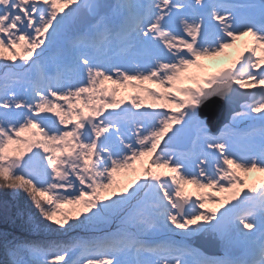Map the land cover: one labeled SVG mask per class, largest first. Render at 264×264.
I'll return each mask as SVG.
<instances>
[{
  "label": "snow or ice",
  "instance_id": "obj_1",
  "mask_svg": "<svg viewBox=\"0 0 264 264\" xmlns=\"http://www.w3.org/2000/svg\"><path fill=\"white\" fill-rule=\"evenodd\" d=\"M0 214V264H264V0H0Z\"/></svg>",
  "mask_w": 264,
  "mask_h": 264
},
{
  "label": "rangeland",
  "instance_id": "obj_2",
  "mask_svg": "<svg viewBox=\"0 0 264 264\" xmlns=\"http://www.w3.org/2000/svg\"><path fill=\"white\" fill-rule=\"evenodd\" d=\"M243 47H244V41H243V39L242 40H240V41H237V43H236V45L234 46V47H232V48H229L228 49V53L225 55V56H227V57H229V62L228 63H226L225 65H222L220 68H218V69H215V70H212L211 71V75L212 74H214V73H216V72H218L219 70H221V69H224V68H226V67H228L229 65H230V63L233 61V60H235L236 59V57H237V55H238V53L243 49ZM230 50H231V53H230ZM193 72H194V70L195 71H198V70H201V68H196V67H193ZM193 76H195V77H198L200 80H201V82H203V78L201 77V75H199V76H196V75H193ZM188 81V83H189V85H190V87H195L196 85H195V83L192 81V80H187ZM149 86H151V87H155V85H149ZM134 90L133 89H131V88H128V89H121V96H123L124 98H127V96H128V94L129 93H132ZM239 97H241V99H244V100H246V102H250L249 101V99H248V97L246 96V95H244V94H241V96H239ZM238 99V98H237ZM240 99V100H241ZM225 105H231L232 106V108L234 107V108H236V104H235V102L233 103V105H232V102L230 101V99L229 100H226L225 102ZM205 102H204V106H205ZM235 104V105H234ZM244 104V103H243ZM224 105V106H225ZM204 106L200 109V111H199V113H200V115L201 114H203L204 113ZM232 108H227L228 110H232ZM199 117H201V116H199ZM205 119H207V118H205ZM217 126V125H216ZM184 140H181V141H178L175 145H182V142H183ZM149 158H147V157H145L142 161H138L137 163H136V169L138 170L137 172H127V173H120V174H118L117 175V179L118 180H120V181H124V182H127V181H130V180H133V179H135V177H136V175H138V174H140V171L142 170V168L144 167V166H147L148 164H149ZM156 171H164V172H166L167 170H156ZM240 175L241 176H246V178L248 179V181H249V183H252V182H254V180H253V178H252V176L251 175H249V174H245V173H240ZM192 186V185H191ZM193 188H194V186H192ZM193 190V189H192ZM199 191H204V192H210V193H212L214 196H221V195H227L226 193L225 194H221V193H218V192H215L214 190H212V189H205V190H198L197 191V189H195L194 188V190H193V194H197ZM186 192L187 193H189V194H191L190 193V190H186ZM207 207H211V208H216V207H219V205H217V204H214V203H211V202H209L208 203V205H207ZM4 219H8V218H5L2 214H0V220H4ZM13 219H15V218H13ZM13 219H8V220H13ZM0 225H3L2 223H0ZM0 233H4L1 229H0Z\"/></svg>",
  "mask_w": 264,
  "mask_h": 264
},
{
  "label": "bare ground",
  "instance_id": "obj_3",
  "mask_svg": "<svg viewBox=\"0 0 264 264\" xmlns=\"http://www.w3.org/2000/svg\"><path fill=\"white\" fill-rule=\"evenodd\" d=\"M227 53H228V49H226L224 51V53H222L218 57L209 58V59L203 60L202 64L204 65V67L201 68V70H198V71L194 70V72H193V70H192L193 68H190L187 75H189V76H193V75L199 76V75H201L202 78H204L206 76H211V71L212 70L218 69L222 65H225L226 63L229 62V57L225 56ZM230 53H231V50H230ZM182 86L183 87H190V85H189L187 80L184 81ZM149 87H151V86H149ZM225 101H226L225 99H221L219 97L209 98L207 100L208 106L206 107L205 113H204L205 114V118H207V117H209V118L211 117L212 118V116L215 115L216 112H218V111H220L222 109V105H223V103ZM249 175L252 176L254 181H257V180H259L261 178L262 174L253 172V173H249ZM192 189L194 190V188L191 185H187L186 186V190H190L191 194L194 193Z\"/></svg>",
  "mask_w": 264,
  "mask_h": 264
},
{
  "label": "trees",
  "instance_id": "obj_4",
  "mask_svg": "<svg viewBox=\"0 0 264 264\" xmlns=\"http://www.w3.org/2000/svg\"><path fill=\"white\" fill-rule=\"evenodd\" d=\"M20 210H23V205H20ZM0 223L3 225H0V229L4 233L16 235L22 238H33L32 234L28 233L24 227L23 220L22 219H13L11 220H0ZM3 259L2 250H0V260Z\"/></svg>",
  "mask_w": 264,
  "mask_h": 264
},
{
  "label": "water",
  "instance_id": "obj_5",
  "mask_svg": "<svg viewBox=\"0 0 264 264\" xmlns=\"http://www.w3.org/2000/svg\"><path fill=\"white\" fill-rule=\"evenodd\" d=\"M226 121V120H225ZM222 123H224V121L222 122ZM189 146V143H188V140H187V146L186 147H188Z\"/></svg>",
  "mask_w": 264,
  "mask_h": 264
}]
</instances>
